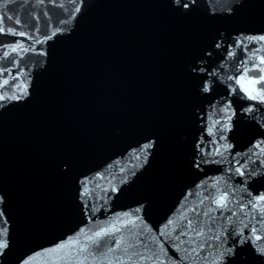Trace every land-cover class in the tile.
I'll use <instances>...</instances> for the list:
<instances>
[{
  "label": "water",
  "instance_id": "obj_1",
  "mask_svg": "<svg viewBox=\"0 0 264 264\" xmlns=\"http://www.w3.org/2000/svg\"><path fill=\"white\" fill-rule=\"evenodd\" d=\"M0 16L26 33H0V264H116L129 230L164 264H264V101L236 84L264 56L246 39L264 36V0H0ZM192 208L217 209L200 218L220 239L190 255L165 225Z\"/></svg>",
  "mask_w": 264,
  "mask_h": 264
},
{
  "label": "snow or ice",
  "instance_id": "obj_2",
  "mask_svg": "<svg viewBox=\"0 0 264 264\" xmlns=\"http://www.w3.org/2000/svg\"><path fill=\"white\" fill-rule=\"evenodd\" d=\"M43 2V0H41ZM187 7V5H185ZM3 16H0V33H5L6 31L8 33L14 34V35H20L25 36L26 33L21 32H14V30L11 27H8L7 29L3 25ZM11 19V17H9ZM16 23L19 24L20 21L17 19ZM32 37L29 36V39ZM248 40H259L264 41V36L259 37H248L246 38ZM22 47V45H18V47H14L12 49L13 52L17 51L18 48ZM259 51V50H257ZM253 56H255V53H253ZM243 71L238 79H236V84H238L242 91H244L250 99L256 100L260 99L264 101V56H260L258 63L254 62L252 68H248L245 65H241ZM249 72L252 73V76L250 77L248 74ZM258 76L259 78L256 79L254 77ZM8 81L5 80L4 84H7ZM250 85L251 89L246 86ZM256 85H261L260 89H256ZM207 91L208 89L205 88ZM235 90V89H233ZM255 93V94H253ZM0 99H3V97H0ZM149 147H151V144H145L143 146V150H147ZM259 201L264 202V195H261L259 197ZM200 203H203V200L200 201ZM212 203L218 206L219 209H228L230 201L228 199V195L225 192L222 195H219L217 198H215ZM251 203V201H249ZM254 208H259L260 212L264 214V204H258L253 205ZM217 209L209 208L208 210L204 211L202 214L196 212V208H192L190 211L193 213H196V216L193 218H188L187 214H182L180 217V222L174 220H169L168 224L165 225V229L169 230L168 235L172 237L175 241H179V244H175L174 247L179 251L181 250V245L188 244L192 245L190 250L191 254L198 253L199 249H202L205 246L206 239L211 238L215 240L220 239V235L217 234L214 237H207L205 233V223L203 220H201V216L203 217H210V213L215 212ZM139 211V210H137ZM128 215V214H125ZM235 215V213H233ZM213 221L216 219L215 217H210ZM225 220H227L229 223L232 222V217H224ZM132 225L133 228H136V221L135 220H128L123 227L127 228L128 225ZM261 224V231H264V216H262V220L260 222ZM180 228L179 235H172L176 228ZM244 227H248V225H244ZM130 231V235L126 238L124 235H121L118 237L115 241V247H109L107 249L108 253H116L119 251L120 255L115 257L116 264H143V262H151V264H164V260L161 259V256H166V249H163L162 245H158V247L153 250L149 249L147 244L138 239L137 237L139 235H142L144 233L141 232H132ZM146 232H151V229H147L145 226ZM208 231H211V228L209 227ZM250 231L252 233H255L257 231L256 227L253 226ZM122 232L121 227H117L116 224H112L108 227H101L100 230L95 231L92 235L85 234V239L89 241L88 244H83L79 248V253L84 254L87 253L89 248H98L100 245L101 240L104 237L112 236L115 233ZM189 233H191V236H189ZM161 235H165V233H161ZM181 236H188L189 238L187 240H181ZM205 238V239H201ZM257 240L261 239V236L255 237ZM151 240L153 242H157L158 238L155 236L151 237ZM80 241L78 239H72L67 241L66 243L59 244L55 248H51L46 250L48 253L58 252L63 249H72L75 245L79 244ZM144 243V248L147 254H143L137 250L138 246ZM7 247L6 240H0V248ZM183 251L189 252L188 248H184ZM261 251H264V249H261ZM94 253H89V255H93ZM35 256H40L41 253L37 252L34 254ZM68 256L71 255V252L67 254ZM222 255V254H221ZM122 257H126L127 259H123ZM88 256H85V259H87ZM182 260L188 259V257H182ZM32 257H29L25 259L24 264H31ZM47 264V262H45ZM80 264H83V261L80 262ZM103 264V261L101 262ZM107 264H113L112 260H108ZM214 264H218V261H215Z\"/></svg>",
  "mask_w": 264,
  "mask_h": 264
}]
</instances>
